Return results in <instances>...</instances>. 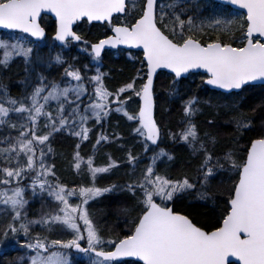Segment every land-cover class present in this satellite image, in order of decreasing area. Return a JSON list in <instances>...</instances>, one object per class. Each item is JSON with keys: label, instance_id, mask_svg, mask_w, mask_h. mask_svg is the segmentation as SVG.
I'll list each match as a JSON object with an SVG mask.
<instances>
[{"label": "snow or ice", "instance_id": "snow-or-ice-1", "mask_svg": "<svg viewBox=\"0 0 264 264\" xmlns=\"http://www.w3.org/2000/svg\"><path fill=\"white\" fill-rule=\"evenodd\" d=\"M193 7L196 14L212 10L208 27L216 33L215 39L203 41L205 25L196 24L182 0H0V30L21 34L0 38V68L19 59L26 73L20 98L0 87V214L9 217L0 235V251L19 245L26 250L23 264H71L64 250L87 256L89 264H264V116L257 123L243 111L246 97L256 93L261 100L252 111H264V0L215 4L196 0ZM48 15L54 18L52 40L64 47L73 42L85 45L80 51L95 63L93 75L60 53L53 57L42 53L40 44H33L45 40L42 20ZM85 23L102 26L103 38L89 44L76 31ZM106 48L120 49L121 54L137 49L142 54L135 75L114 91L104 82L109 73L99 67ZM128 58L138 57L128 53ZM53 64L63 67L59 83L42 74V66ZM159 70L170 74L167 97L181 101L180 130H170L168 139L185 146L198 161L192 176L185 172L173 179L158 171L159 163L175 160L160 146L162 117L158 120L156 115L155 83ZM194 74L201 77L196 88L205 94L216 90L212 93L215 107L225 109V123L234 126V147L222 153L215 151L216 137L210 131L201 135L194 121L203 105L212 106L211 99L202 101L191 94V84L184 83ZM129 101L135 104L131 111ZM112 113L130 122L132 136L152 155L128 183L101 188L98 176L111 173L119 164L109 155L98 166L94 155L85 159L79 149L90 139L89 123L103 127ZM219 119L217 114L207 120V126L219 127ZM64 133L77 139L72 167L90 177V184L69 188L50 179L55 177L54 165L46 163L45 147L51 152V139ZM122 139L115 131L111 135L101 131L93 150L110 143L123 148ZM139 161L129 149L125 162L133 173ZM221 172L232 181L227 200L216 222L204 227L196 221L194 210L209 199V186ZM28 190L33 196L46 193L55 208L29 219ZM114 191L131 193L134 204L119 209L128 217L127 230L105 238L88 206ZM177 202H187L186 211H176ZM37 225L71 238L33 236Z\"/></svg>", "mask_w": 264, "mask_h": 264}, {"label": "trees", "instance_id": "trees-1", "mask_svg": "<svg viewBox=\"0 0 264 264\" xmlns=\"http://www.w3.org/2000/svg\"><path fill=\"white\" fill-rule=\"evenodd\" d=\"M47 22V17H44L42 20L43 26H45ZM102 30L103 28L101 26L88 25L86 23L81 24L76 28V31L89 41V44L98 39L99 33ZM205 32L206 35L202 37L204 42L215 39L216 33L213 32L212 28H209V30ZM50 33L51 30L49 28V30H47L46 41L49 40ZM12 35L21 36L19 34L5 33L0 31V36ZM223 39L228 40L229 37L224 36ZM79 45L85 47V45L81 43L77 45L70 44L68 47H57L55 44H53L49 48L48 46H44L43 44L42 46H40L42 53H48V51L50 50L53 57H55L57 53H60L67 62L72 63L76 67L80 68V64L86 58V52H80L78 54L70 53L77 49ZM133 56H137L138 58L135 60H125L117 58L116 60H110L106 63V67L104 69L110 71V77L107 76V79H105V81H108L105 82L107 88H111L112 91H114L116 88L120 87L119 85L121 82L128 81L132 76L135 75L134 71L138 67H140L139 54L134 53ZM49 70L51 71V81H56L59 83L63 74V67L55 64H53L50 68H48V66H42V74L46 78ZM25 75L26 73L24 72V65L18 59L7 68H0V85L5 86L4 88H6V85H9V83H13V85L20 84L18 85V87H20L22 84L21 81L23 80ZM169 77L170 75L166 73H160L158 82H156V115L158 120H161L162 117L161 127L163 135V145L161 147H168L169 149L173 147L174 149L179 150L174 153L175 160L171 165L175 167L178 166V171L184 169V171H182L183 173L187 171L189 173H192V160L189 161V159L184 156L183 153H181V150L183 148L180 147L178 143L173 144L168 139L170 130L173 132H177L180 130V120L182 117L180 108L181 101L178 99L173 100L167 97L166 89L170 83ZM34 81H38V79L36 78L34 79ZM184 83L191 84V94L200 96V91H202L203 89L196 88V85L201 83V77L199 75L194 74L192 80H185ZM22 89L23 86L17 88V91L15 92L10 89L12 91L9 93H11L13 97L20 98ZM207 93L213 92L208 90ZM206 96L207 95H204L202 98L204 99ZM260 100V94L256 93L251 95L250 98L246 97L243 104V111L245 112V114L249 118L254 119L257 123H259L261 116H264V111H260L259 109H257L256 112H253L252 109L256 108V106L260 103ZM133 109L129 108L130 111ZM224 113L225 112L219 115L220 119L218 123L220 126L217 128H209L206 123L207 120L212 119L214 116H216V114H214L212 111L205 112V115L197 117V125L199 126V128L204 131H210L217 138V143L222 145L223 147H226L224 149H218V151L221 153L234 147L232 143L234 139V126L225 123L227 117L224 115ZM112 115L116 116V123L111 124L109 128L104 127L105 123L103 124V127H101L100 125L96 126L94 122L89 123V127L92 128V131L90 132V139L81 143L79 149L81 156H83L85 159L89 155H94V162L98 166H103L109 155H111L112 158L119 164V168L113 169L111 173L101 174L100 176H98L96 183L97 186L101 188L110 186L114 183L120 185L128 183L130 179L139 175L140 169H143L145 165L150 162L149 157H151L152 155L151 152H144L143 145L138 143V138L132 136L131 128L129 126L130 122H128L122 116L116 115V113H112ZM101 131L109 135H111V133L114 131L118 133L123 138L119 143H122L124 147H119L118 143H110L104 144L102 147H100L99 151L94 152L93 144L95 143L97 134ZM249 135H253V133H249ZM244 139H247V137H244ZM77 142L78 141L75 137H72L67 133L57 134L50 141V147L52 151L48 152L47 147H45V152L47 153L46 163L49 165H54L53 170L55 172V177L50 178L53 183L57 182L58 180L69 188H74L82 184L91 183L90 177L85 174H77V172L72 167L73 156L77 151ZM242 143L243 140L241 141V144ZM129 149L132 150L134 155L140 157V161L136 166L135 173L132 172V167L125 162ZM159 172L162 173V169ZM183 173H178L177 175H182ZM176 177L177 176H172L170 178L175 179ZM222 181L223 183H221L220 180H217L210 184L208 190L209 199L206 202H199L203 206H199L194 210L196 221L204 227H209L214 224L217 218L220 216L221 210L225 206L224 202L227 200V189L231 186L232 181L230 180V178ZM25 198L28 200L26 211L29 219L39 218L44 212L52 211L55 208V205L52 201L47 200V202H44V199L41 200L40 198H34L30 194L29 190L26 192ZM29 202H31V204H29ZM75 202L77 201H74V203ZM133 204L134 200L131 197V193L125 191H114L111 193H105L104 195L98 197L96 200L90 201L88 210L92 218H95L97 220L96 226L98 230L103 229L105 230V232H107V235L114 236L118 232L115 231V228H117L120 224L124 225L125 220L128 219V217H126L125 215L120 214L119 209L125 207L131 208ZM185 204H187V202H177L175 210L178 212L186 211V208L184 206ZM35 211L38 214H36ZM8 222L9 217L8 215H5L4 220L0 222L3 223V226H0V232L3 231L4 226ZM43 234L51 236L53 239L58 236L54 230L51 232L44 231ZM4 264L10 263L6 261ZM79 264L82 263L80 262Z\"/></svg>", "mask_w": 264, "mask_h": 264}, {"label": "rangeland", "instance_id": "rangeland-1", "mask_svg": "<svg viewBox=\"0 0 264 264\" xmlns=\"http://www.w3.org/2000/svg\"><path fill=\"white\" fill-rule=\"evenodd\" d=\"M193 3H196V0H193L192 1ZM202 3H209L208 1H201ZM206 10H208L209 12L210 11H212V10H210V9H207V8H205ZM235 12H237V11H235ZM195 16V15H194ZM210 21L208 22V24H210L211 23V19H209ZM207 20H200V21H197L196 22V24L197 25H199V24H201V22H202V24L204 25L205 24V22H206ZM13 37H17L18 35H12ZM1 38H6V37H8V36H0ZM33 44H35V43H33ZM38 44H40L41 46H42V44L44 45V46H48V48L49 47H51L54 43L51 41V40H48V41H41V42H39ZM64 47V46H63ZM43 48V47H42ZM47 48V49H48ZM81 48H83V46H78L77 47V49H75L74 51H77V52H81L80 51V49ZM48 53H49V51H48ZM75 54H77V53H75ZM126 58L127 59H129L128 58V56H126ZM86 59H87V62H88V66H89V68L91 69V75H93L94 73H95V67H96V65H95V63L91 60V58H90V56L88 55V54H86ZM100 66V65H99ZM80 67V66H79ZM84 67V65L83 66H81L80 67V69L81 68H83ZM48 68H50V67H48ZM82 70V69H81ZM106 72H108L109 73V75H108V77H110V71L108 70H106ZM134 73H136V70L134 71ZM34 79H36L35 77L33 78V83L34 84H36V83H38V81H34ZM126 82V81H125ZM124 82H121L120 83V85L119 86H121L122 84H123ZM18 85H20V84H18ZM18 85L16 84V85H14V87H16V88H20L21 86H23V89L21 90L22 92L21 93H23L24 91H25V88H24V85L23 84H21V86L20 87H18ZM7 87H6V89L8 90V92H11L12 90H14V89H12L11 87L13 86V83H9V85H6ZM0 87H5V86H1L0 85ZM10 88L12 89V90H10ZM29 91L31 90V88H29L28 89ZM17 91V90H16ZM20 91V90H19ZM11 94V93H10ZM204 95H207L204 99L202 98ZM200 97L202 98L201 100L203 101V100H208V99H211V107L209 106V105H203L202 106V111L200 112V113H198L195 117H194V121H195V123H196V125H197V117L199 116H203V115H205L204 113L205 112H208V111H212L214 114H216V116H217V114H221V113H223V112H225L226 110L225 109H218V108H216L215 107V105H216V103H217V100H216V98L212 95V93H207V94H205V92H204V90H202V91H200ZM220 103H223V101H221ZM128 108H135V104H133L131 101H129V105H128ZM116 115H119V114H116ZM115 118H116V116L115 115H111L109 118H108V120L105 122V126L104 127H106V128H109V126L111 125V124H114V123H116V121H115ZM97 126V125H96ZM198 126V125H197ZM198 128H199V126H198ZM199 130H200V134L201 135H203L204 134V130H202L201 128H199ZM217 139V138H216ZM178 145L180 146V147H182L183 149L181 150V153H183V155L184 156H186L188 159H189V161L190 160H192V173H189L188 171L186 172V173H188L190 176H192V175H195V170H196V166H197V164H198V161L195 159V157H192L191 155H190V153H189V150L185 147V146H183V145H181V144H179L178 143ZM224 148H226V147H223L222 145H220V144H216V146H215V151L217 152V153H221V152H219L218 151V149H224ZM166 150H168L172 155H174V153L176 152V151H179V150H176V149H174L173 147L172 148H166ZM150 152L152 153V151L150 150ZM175 156V155H174ZM159 163V162H158ZM173 162H167V163H159V168H158V171H160L161 169H162V174L163 173H165V172H167V175L169 176V177H172V176H177V177H180V176H182V175H177L178 173H183L182 171H184V169H181V170H179L178 171V169H177V167H175V166H172L171 164H172ZM133 175V174H132ZM176 177V178H177ZM229 178V174L227 173V172H221L212 182H215V181H217V180H220V181H222V180H227ZM29 192H30V194L32 195V193H31V190H29ZM209 195V194H208ZM32 197H34V198H37V199H44L43 201L44 202H47V200H50V198L49 197H47V194L46 193H44L42 196L41 195H36V196H33L32 195ZM51 201V200H50ZM74 201H76L75 200V198H73V202ZM54 203V202H53ZM29 204H31V202H29ZM55 205V204H54ZM36 212V211H35ZM36 214H38L37 212H36ZM5 215H7V214H0V222L2 221V220H4V217H5ZM93 220H94V222L97 224V220L95 219V218H93ZM0 226L2 227L3 226V223H0ZM36 227H40L39 225H37V226H34V228H36ZM126 225L124 224V225H119L117 228H115L114 230L117 232V234L116 235H119L120 233H122L123 231H126ZM54 231H56V230H54ZM3 232V231H2ZM2 232H0V235H2ZM99 232H100V234L103 236V237H105V238H107L109 235H107L106 233L107 232H105V230H103V229H99ZM115 232V233H116ZM114 233V232H113ZM32 235L33 236H35V231H33L32 232ZM66 235V237H64L62 240H66V239H69V238H71V235L70 234H65ZM114 235V234H113ZM115 236V235H114ZM21 238V242H23V236H21L20 237ZM82 243V245L83 246H85L86 245V242H81ZM87 246V245H86ZM17 247H19V245H16L15 247H12V248H7V247H5V249L3 250V251H0V259H3V258H7L6 259V261H9L8 263H12L13 264V260H10L11 258H15V254L14 253H16L17 252V249L15 250L14 248H17ZM10 249H13V250H10ZM20 249V248H19ZM25 252L26 250H24V249H21V250H19L18 252ZM64 251H66V252H69V255H70V260L72 261L71 263H73V262H76V260H79V263L81 262L82 264H89V259H88V257L87 256H85V255H83V254H81V253H74V252H71L72 250H64Z\"/></svg>", "mask_w": 264, "mask_h": 264}, {"label": "flooded vegetation", "instance_id": "flooded-vegetation-1", "mask_svg": "<svg viewBox=\"0 0 264 264\" xmlns=\"http://www.w3.org/2000/svg\"><path fill=\"white\" fill-rule=\"evenodd\" d=\"M161 2L162 3H168L169 2V0H161ZM195 3H189V2H185V1H183L182 2V5H183V7H185V8H188V9H190L191 10V12H192V14L193 15H195V22H197V21H200V20H207L206 22H205V31H208L209 30V28L210 27H208V22L210 21L209 19H211V17H210V15H209V11L208 10H206V9H204V11L202 12V13H200V14H196V12H195V9H194V7H193V5H194ZM202 23V22H201ZM102 27V26H101ZM49 28H50V30H51V35H50V40H51V38H52V36H53V34H54V22L52 21V20H50L49 22H48V26H47V29L49 30ZM103 28V27H102ZM100 38H103V30L102 31H100V33H99V37H98V39L96 40V41H98ZM49 53L51 54V51L49 50ZM71 54H75V53H79V52H77V51H73V52H70ZM128 53H131V52H123V54H121V52H120V49H117V50H115V51H113V50H104L103 51V53H102V56H101V63H100V68H101V71H104V72H106V69H104L105 67H106V63L108 62V61H110V60H116L117 58H119V59H127L126 58V55H128ZM131 54H134V53H131ZM138 54V53H137ZM139 56H140V54H139ZM85 66V65H88V62H87V59L85 58L84 60H83V62L80 64V67L81 66ZM82 69V71H86L87 72V75H91L90 73H91V69L88 67V69L87 70H85L84 69V67L83 68H81ZM50 70H49V72L47 73V80L48 81H51V74H50ZM105 79H107V77H105ZM104 82H108V81H104ZM105 85H106V83H105ZM107 87V86H106ZM12 89H14L13 91L15 92L16 91V87H14V85L11 87ZM10 88V89H11ZM114 88H116V87H114ZM109 89V88H108ZM109 90H112L111 88L109 89ZM180 108H181V105H180ZM163 145V135H162V141L160 142V146H162ZM43 230H45V229H42L41 227H36V228H34V230L33 231H40V232H42ZM45 231H47V230H45ZM59 232V235H58V239H63L64 237H66V235H65V233H62L61 231H58ZM36 235V234H35ZM42 237L43 236H47V235H43L42 233L40 234ZM49 239H52V237L51 236H47ZM15 250L17 249V252L16 253H14L15 254V258H11L10 260H13L14 262H13V264H23V262L21 261V257H23V256H25V254H26V251L25 252H18L19 250H21V249H19V247H17V248H14ZM6 259L7 258H3V259H0V264H4L5 262H6ZM9 262V261H8ZM71 264H79V260H76V262H73V263H71Z\"/></svg>", "mask_w": 264, "mask_h": 264}, {"label": "water", "instance_id": "water-1", "mask_svg": "<svg viewBox=\"0 0 264 264\" xmlns=\"http://www.w3.org/2000/svg\"><path fill=\"white\" fill-rule=\"evenodd\" d=\"M213 1H215V2H218V0H213ZM231 7V6H230ZM236 10H238V9H236ZM239 11H241V10H239ZM48 16H50V15H48ZM51 17V16H50ZM52 18V17H51ZM53 20H54V18H52ZM0 31H5V32H7V30H0ZM32 39V38H31ZM35 42H38V41H35ZM58 45H59V42H56ZM106 49H110V48H106ZM115 50V49H114ZM125 50H137V49H125ZM137 51H141V50H137ZM159 71H165V72H167V70H159ZM214 91H216V90H214Z\"/></svg>", "mask_w": 264, "mask_h": 264}, {"label": "bare ground", "instance_id": "bare-ground-1", "mask_svg": "<svg viewBox=\"0 0 264 264\" xmlns=\"http://www.w3.org/2000/svg\"><path fill=\"white\" fill-rule=\"evenodd\" d=\"M37 233H39V234H43L44 233V230L42 231V232H40V231H35V234H37ZM21 239V238H20Z\"/></svg>", "mask_w": 264, "mask_h": 264}]
</instances>
